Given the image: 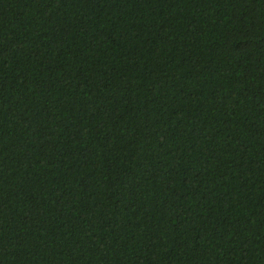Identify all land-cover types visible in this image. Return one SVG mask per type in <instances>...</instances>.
I'll return each mask as SVG.
<instances>
[{"label":"trees","instance_id":"obj_1","mask_svg":"<svg viewBox=\"0 0 264 264\" xmlns=\"http://www.w3.org/2000/svg\"><path fill=\"white\" fill-rule=\"evenodd\" d=\"M0 264H264V0H0Z\"/></svg>","mask_w":264,"mask_h":264}]
</instances>
